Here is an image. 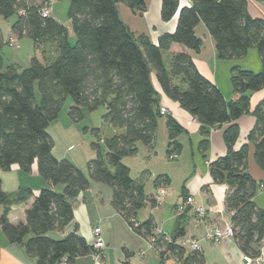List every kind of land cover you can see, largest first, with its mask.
I'll return each mask as SVG.
<instances>
[{"label":"trees","instance_id":"16d2710c","mask_svg":"<svg viewBox=\"0 0 264 264\" xmlns=\"http://www.w3.org/2000/svg\"><path fill=\"white\" fill-rule=\"evenodd\" d=\"M191 1V6L181 9L176 30L162 34L155 45L146 36L133 33L119 13L120 3L135 13L143 12L147 9L145 0H69L67 14L77 36L75 44H71L65 24L50 14L43 16L48 0H0V15L16 17L11 35L17 36L18 42L23 36L29 37L41 54L40 59L32 56L29 65L23 67L7 63L0 50V168L8 171L18 165L30 173L36 164L39 175L50 184L37 194L28 187L8 193L0 175V233L10 243L22 244L37 264H73L78 257L95 252L93 244L79 233L77 223L63 238L49 235L74 223V203L90 187V178L112 188L114 208L135 233L147 238L156 231L152 215L145 221L137 218L147 201L153 207L158 204L146 194L144 181L134 179L123 162L137 153L138 142L154 148L158 120L163 115L153 73L163 92L201 123L204 137L198 147L204 157L210 146L208 128L229 122L224 131L227 151L209 162L210 174L214 182L228 186L225 206L232 214V237L237 246L253 261L261 256L264 208L255 197L259 190L264 191V178L258 182L248 171V144L239 150L235 144L239 137L237 121L251 110V93L264 87V19L250 15L247 0ZM178 8L179 0H162V19L171 20ZM200 22L215 39L221 59L235 60L253 47L258 50L260 71L237 64L231 67L235 100L225 98L221 89L198 70L187 51L199 52L203 47V39L195 32ZM7 41L0 28V49ZM49 42L50 49L45 47ZM174 44L185 50L172 53L166 62L164 52ZM68 97L73 101L71 120L82 121L85 109L104 107L103 120L114 129L104 138L105 154L98 142L93 143L98 153L87 162L90 177L74 162L53 153L55 140L49 128ZM253 114L256 124L248 140L254 144L255 160L264 172V98ZM167 127L168 153L179 154L182 145L177 135L182 127L172 116H167ZM93 131L97 134L99 129ZM162 184H170L168 175L155 178V187ZM31 198L34 202L26 211L25 221L11 222L12 206ZM184 235L181 223L173 243L158 239L159 246L170 252L167 256L160 253L163 263L173 259L172 264H206L201 251L175 243Z\"/></svg>","mask_w":264,"mask_h":264},{"label":"crops","instance_id":"0c3cea01","mask_svg":"<svg viewBox=\"0 0 264 264\" xmlns=\"http://www.w3.org/2000/svg\"><path fill=\"white\" fill-rule=\"evenodd\" d=\"M63 1L65 0H48L47 7L50 10L51 16L65 24L63 17L58 15L55 8L57 3H62ZM247 1L250 15L264 19V0ZM145 2L147 9L137 13L133 12L125 3H120L118 5L119 13L122 20L133 33L146 36L155 45L158 44L159 37L162 34L173 33L176 30L181 9L185 6H191L192 4L191 0H179V8L176 14L171 20L164 21L161 16L162 0H145ZM67 19L68 22L71 23L68 14ZM10 27L8 29V34H4L3 29L0 27L4 42L12 36ZM195 32L198 37L203 39V47L199 52L191 49H187V51L195 61L198 70L221 89L227 100L237 99V95L234 93L231 84V67L237 64L243 68L251 69L256 72L260 71L262 69V61L258 50L253 47L245 56L235 60L221 59L217 55L215 39L203 22H200L196 26ZM4 46H15L4 43L0 49L7 63H14L22 66L21 64H28L32 56L36 55L39 59L41 58V54L35 49L33 40L27 36L21 37L16 46L17 50L26 49L24 55L25 62L21 61L20 51L6 52ZM45 47L48 49L52 48V43L49 42L45 44ZM183 50H185V48L182 45L174 44L169 51L164 52L165 61L169 62L172 53ZM152 81L156 90L161 95V107L167 108V116H172L182 127V131L177 135V141L182 145V149L178 156L180 158L179 164L182 165L186 172L182 181V188L178 190L177 197L171 201L170 199H166L163 204L156 207H153L149 201L145 204L144 207L146 208L151 206L150 211L156 222V231L164 232L167 235H173L182 223L185 227V235L180 237L177 241H181L187 237L198 240L201 246V252L205 256L206 264H264V239L261 245V256L253 261L239 249L232 236L219 241H212L207 238L209 230H225L228 226H231L232 214L225 206L228 186L224 183L214 182L209 169V162L224 155L227 151L224 131L229 122L208 128L210 146L206 152V157H204L198 147L199 142L204 137L201 132V123L185 110L179 102L171 99L163 92L154 73L152 75ZM263 98L264 87L251 93V110L243 114L237 121L239 125V137L235 144L236 150H239L244 144H248V171L258 182L263 180L264 172L255 160V146L248 140V134L256 124V117L253 114V110L257 103ZM160 126L164 128L169 135L167 120L162 123L158 121L157 128ZM111 132H114L113 128ZM139 143L142 142H138L137 145ZM56 147L55 141L53 149L54 155L58 158H64V154H56ZM146 147L149 153L153 154L152 151L154 148L151 149L147 145ZM188 149L192 151L191 154H189L190 160H188ZM127 159L126 157L123 161L130 167L132 175L135 162L132 161L131 158ZM150 162L151 160L145 163L141 162L140 168L137 169V175H132V177L144 181L145 192L148 182L146 180L148 179L151 181V191L146 194L153 200V193L155 190L154 180L162 173L153 175L151 172H148ZM76 164L90 177L87 163L80 162ZM35 167H37L36 164L33 165L30 173L24 172L18 165H13L8 171L0 168L3 190L11 193L17 191L21 187H28L37 194L42 188L49 187L50 184L39 175L38 169ZM35 169H37V172H35ZM166 175H168V173ZM166 186L170 192L171 178L170 184ZM112 193V188L108 184L97 182L90 178V187L82 192L74 203V223L68 225L64 230H52L49 232V235L53 237L52 234H56L59 235V238H63L73 230L74 224L77 223L79 225V233L86 238L89 244H94L93 228L97 226L102 228L106 243L103 257L96 259L93 254L81 256L78 257L73 264H123L121 260L116 258V253L121 252V250L128 253L130 264H172L173 259H169L163 263L157 250L149 247L144 237L135 233L130 228L124 218L114 208L112 204ZM188 196L194 197V206H203L207 210L205 219H200L196 215L194 208L186 204ZM255 201L260 207L264 208L263 190L257 192ZM33 202L34 198H31L26 203L13 205L9 214L10 221L13 223L25 221L26 211L32 206ZM165 204L168 205L164 206L166 215L159 218L155 211L158 209L163 211L162 206ZM2 211L3 207L1 206L0 215ZM139 213H141V211ZM142 216L143 217L138 214L137 219L139 221H145L147 218L145 215ZM180 216H182V218L178 225ZM187 248L190 250L189 247ZM141 250H143L144 254L140 253ZM0 264H37V259L29 255L22 244L10 243L6 235L1 232ZM58 264L67 263L62 261Z\"/></svg>","mask_w":264,"mask_h":264},{"label":"rangeland","instance_id":"374dc122","mask_svg":"<svg viewBox=\"0 0 264 264\" xmlns=\"http://www.w3.org/2000/svg\"><path fill=\"white\" fill-rule=\"evenodd\" d=\"M68 3L69 0H65L62 3H57L55 8L58 15L60 17H63V21H65V24L68 27L69 40L71 44H75L77 36L72 29L71 23L68 22L67 19V11L69 6ZM15 18V16L5 18L0 15V27L3 29L4 34H8V29L11 26L12 22L15 20ZM4 50L6 52L20 51L21 61L25 62V48L24 50H17L16 46H4ZM29 63L21 65L23 67H26L27 65H29ZM72 104V99L68 97L58 119L51 123L49 131L52 134L54 140L56 141V154H64V158L74 162L75 164L80 162L87 163L92 157H95L98 153L97 150L93 147L94 142L99 143L100 150L103 154L106 153V145L104 143V138L110 135L112 127L109 123L103 120V115L106 112V109L104 107H100L96 111H88L87 109H85L83 120L79 122H74L69 116V108ZM165 120H167V115L161 116L158 121L159 123H162L165 122ZM94 128L99 129L97 134L93 131ZM168 139V133L165 131L164 128L160 126L157 128L155 148L152 151L153 154L149 153L148 148L144 143H139L137 153L127 158H131V160L135 162L134 168L132 170L133 176L137 175V169L140 168V165L142 163H145L146 161L148 162L149 160H151V162L148 172H151L153 175L160 173H168L171 178V186L169 192L170 195L167 197V199H170L171 201L175 197H177L178 190L182 188V181L186 175V172L183 169L182 165L179 164V156L176 159L169 158L167 145ZM191 152V149H188V160H190L189 154H191ZM35 172H37V169H35ZM146 181H148L146 187V193L148 194L151 191L152 183L148 179ZM61 189V186L57 188L58 191H61ZM164 206L168 205L165 204L162 206L163 211H161L160 209L155 211V213L158 214L159 218H162L163 215H166V210H164ZM150 209L151 206H148V208L143 207L142 209H140L141 213L138 214H140L141 217H143L142 215H145V217L148 218L149 216H151ZM52 235L54 239H60L59 235ZM116 258L121 260L123 264H130L128 260V253H126V251L124 252L123 250H121V252H117Z\"/></svg>","mask_w":264,"mask_h":264},{"label":"built area","instance_id":"2783aa9c","mask_svg":"<svg viewBox=\"0 0 264 264\" xmlns=\"http://www.w3.org/2000/svg\"><path fill=\"white\" fill-rule=\"evenodd\" d=\"M23 11H20L22 13ZM42 14L43 16H48L50 14V10L48 7H44L42 9ZM8 44L13 46L18 43V37L17 36H10L8 39ZM160 113L162 115H167L168 110L165 107H161ZM170 159H176L178 158V154L176 152H172L169 155ZM264 188V187H263ZM169 189L166 185L162 184L159 185L158 187H155L154 193H153V199L154 202L158 205L163 204L167 197L169 196ZM194 197L193 196H188L186 199V204L189 206H192L194 208V211L196 215L200 219H205L207 216V210L203 206H194ZM93 234H94V249L95 252L93 255L95 256L96 259H100L104 255V251L106 249V243L103 237V232L102 228L100 226L94 227L93 228ZM233 235V230L232 226H228L225 230H220V229H214V230H209L207 233V238L212 240V241H219L224 238L231 237ZM160 237H163L166 243H173L174 239L172 235H167L164 232H157L155 231L154 234L150 237L144 238L147 245L151 248H154L157 250V252L163 253L165 256L169 255L170 252L166 249V247H161L158 244V239ZM176 244H182L183 246L189 247L191 251H201V246L199 244V241L193 238H184L181 241H176ZM140 253L144 254L143 250L140 251ZM169 260V259H168ZM167 261V260H166Z\"/></svg>","mask_w":264,"mask_h":264},{"label":"water","instance_id":"95a60500","mask_svg":"<svg viewBox=\"0 0 264 264\" xmlns=\"http://www.w3.org/2000/svg\"><path fill=\"white\" fill-rule=\"evenodd\" d=\"M181 218H182V216H180V219H179V221H178V225H179V223H180V220H181ZM177 232H178V229L174 232V234H173V238H175L176 237V235H177Z\"/></svg>","mask_w":264,"mask_h":264}]
</instances>
